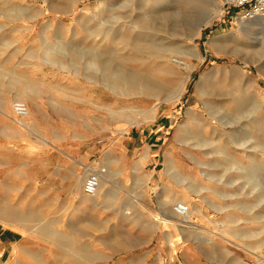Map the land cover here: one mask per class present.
I'll use <instances>...</instances> for the list:
<instances>
[{
	"label": "rangeland",
	"instance_id": "374dc122",
	"mask_svg": "<svg viewBox=\"0 0 264 264\" xmlns=\"http://www.w3.org/2000/svg\"><path fill=\"white\" fill-rule=\"evenodd\" d=\"M226 1L0 0L10 264H264V27ZM93 165L98 205L75 191Z\"/></svg>",
	"mask_w": 264,
	"mask_h": 264
},
{
	"label": "bare ground",
	"instance_id": "6f19581e",
	"mask_svg": "<svg viewBox=\"0 0 264 264\" xmlns=\"http://www.w3.org/2000/svg\"><path fill=\"white\" fill-rule=\"evenodd\" d=\"M228 1L229 0H227L226 2H228ZM222 13H223V2H222V4L218 5L217 8H212L209 11V13L207 14V16L202 17L201 20H198L196 22L195 31L199 34V30H200L201 26L212 22L217 15H221ZM241 21H242V25H245L244 27H246L248 23L249 24L250 23L251 24H261L264 27V18H262V17H256V18L251 19V20H241ZM249 27H253V26L251 25ZM195 35H197V34H195ZM195 35H193L192 37H194ZM220 46H217L218 49H219ZM225 48H226V46H225ZM182 64L187 69H190L192 67L190 65V63H188V62L180 63V65H182ZM189 75H188V78H189ZM205 79H206V77H203L201 79V82H203ZM183 91H184V86L179 91L178 99L181 98ZM15 103H18V102H15ZM21 103H24V102H21ZM25 105L28 107V105L26 103H25ZM27 109H28V111L25 114V116H27L29 114V108H27ZM25 116H23V117H25ZM198 143H199V141H198ZM96 169L97 168L94 165L90 166V167H87L85 169V173L82 176H77V179H76V182H75V184H76L75 185L76 186L75 191L78 192L82 188L84 182L89 178V176L94 174V175H96L98 177L99 182H98L97 191L94 194H91V195L87 194V193H84V195H82V197H81V201L82 202H85V203H88V204H93V205H98L100 200H105V199L111 200L112 199L111 194H109L110 191H109V186H108L109 176H110L111 173L108 172L107 170L103 171V170H96ZM92 172H96V173H92ZM164 204H165L166 213L171 215L172 219H170V218L169 219H164L163 222L168 221L172 225L174 224L176 226H178V225L183 226L184 224L189 223V220L192 219L191 216L193 214V209H191L189 207V205H191L189 201H183L181 203L178 202V204H177V206L179 204L187 205L188 206V212L187 213H181V212L179 213L177 211V209L175 210V206L172 205L169 201H165ZM177 221L179 223H176ZM189 224H191V223H189Z\"/></svg>",
	"mask_w": 264,
	"mask_h": 264
},
{
	"label": "built area",
	"instance_id": "2783aa9c",
	"mask_svg": "<svg viewBox=\"0 0 264 264\" xmlns=\"http://www.w3.org/2000/svg\"><path fill=\"white\" fill-rule=\"evenodd\" d=\"M225 10L230 12L235 11L236 19L239 20H251L256 17L264 18V0H229L225 3ZM28 107L25 103H15L14 110L19 116H25ZM98 177L96 175H91L86 180L84 185V191L87 194H94L98 188ZM177 211L180 213H187L188 206L185 204H179L176 207Z\"/></svg>",
	"mask_w": 264,
	"mask_h": 264
},
{
	"label": "crops",
	"instance_id": "0c3cea01",
	"mask_svg": "<svg viewBox=\"0 0 264 264\" xmlns=\"http://www.w3.org/2000/svg\"><path fill=\"white\" fill-rule=\"evenodd\" d=\"M13 242L9 232L0 231V264H10Z\"/></svg>",
	"mask_w": 264,
	"mask_h": 264
}]
</instances>
